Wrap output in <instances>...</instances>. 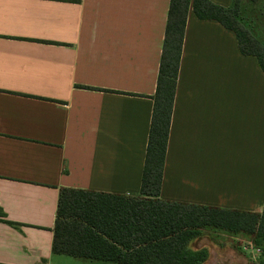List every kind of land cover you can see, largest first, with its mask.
<instances>
[{"label":"crops","instance_id":"1","mask_svg":"<svg viewBox=\"0 0 264 264\" xmlns=\"http://www.w3.org/2000/svg\"><path fill=\"white\" fill-rule=\"evenodd\" d=\"M169 1L0 0V264L70 263L52 253L62 188L140 197ZM159 199L264 201V74L192 10Z\"/></svg>","mask_w":264,"mask_h":264},{"label":"trees","instance_id":"2","mask_svg":"<svg viewBox=\"0 0 264 264\" xmlns=\"http://www.w3.org/2000/svg\"><path fill=\"white\" fill-rule=\"evenodd\" d=\"M190 10L197 19L215 21L231 31L239 52L255 58L264 74V43L244 21L241 0L229 7L210 0H170L140 186L131 192L140 197L60 189L54 255L100 264H205L208 248L194 243L207 229L248 235L264 255V204L261 213H255L159 199Z\"/></svg>","mask_w":264,"mask_h":264},{"label":"rangeland","instance_id":"3","mask_svg":"<svg viewBox=\"0 0 264 264\" xmlns=\"http://www.w3.org/2000/svg\"><path fill=\"white\" fill-rule=\"evenodd\" d=\"M241 1L244 21L249 24L256 37L264 43V0ZM207 230L210 233H206L194 243V247L196 248H208L210 256L205 264H262L264 262L262 248L255 247L251 239H242L241 237H244V234H238L241 237H236V245H233L227 241L220 240L217 237L218 230ZM207 230H203V232ZM66 258L70 262L68 264H100L99 262H91L78 258Z\"/></svg>","mask_w":264,"mask_h":264}]
</instances>
